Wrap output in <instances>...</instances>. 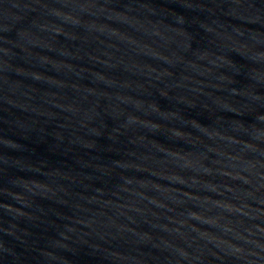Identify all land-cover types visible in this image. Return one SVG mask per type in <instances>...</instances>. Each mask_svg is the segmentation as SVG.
Here are the masks:
<instances>
[{
	"label": "water",
	"instance_id": "obj_1",
	"mask_svg": "<svg viewBox=\"0 0 264 264\" xmlns=\"http://www.w3.org/2000/svg\"><path fill=\"white\" fill-rule=\"evenodd\" d=\"M0 264H264V0H0Z\"/></svg>",
	"mask_w": 264,
	"mask_h": 264
}]
</instances>
